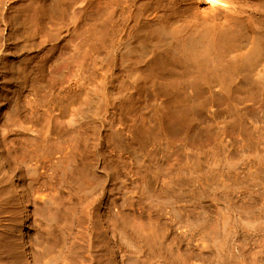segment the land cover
Masks as SVG:
<instances>
[{
	"label": "rangeland",
	"instance_id": "374dc122",
	"mask_svg": "<svg viewBox=\"0 0 264 264\" xmlns=\"http://www.w3.org/2000/svg\"><path fill=\"white\" fill-rule=\"evenodd\" d=\"M130 1L122 0L126 11H121L120 17H127ZM182 1L181 5L189 11H204L208 5V0ZM162 6L172 5L167 0ZM22 8L6 7L5 14L15 16L17 12L24 17ZM71 34L66 43L68 47L73 45L76 56L87 55L81 62L85 65L86 61V65H76L77 71L73 72L64 69L58 76L48 62L45 73L46 90L50 91L51 85L52 93L59 94L58 106L52 110L54 119L58 117L61 122L62 132L52 124H47L51 130L46 124L42 125L44 129L38 127L40 136L18 132L14 137L16 148L7 152L30 199L29 239L40 245L47 243L51 248L47 258L36 263L50 264L51 258V264H264V78L255 84L240 80L232 110L215 121L200 124L195 134H169L159 127L154 109L166 90L152 86L149 64H139L144 51L142 42L154 41L157 35L149 30L146 37H136L132 44L137 53L121 56L126 64L117 71L119 84L111 91L119 95L136 86L138 93H133L124 105L118 100L111 106L101 78L111 72L112 60L102 66L103 55L91 54L88 43L82 41L84 37L74 35L73 30ZM151 51L147 60L161 64L158 58L162 57L170 71L171 51L155 44ZM82 71L89 74L91 85L80 90L77 87L82 83ZM132 73L138 77L134 82ZM39 87L44 90L39 84L32 95L25 93L26 101L38 100L42 94ZM73 89L79 90L81 104L72 105L69 97ZM92 93L103 96L101 111L109 109L105 126L98 134L100 140L96 138V149L86 120L73 126L75 129L67 125L74 109L80 111L89 106ZM49 104L47 99L45 110H49ZM43 146H48V150ZM64 150L68 154H63ZM133 151L141 155L140 163L134 159ZM23 158L30 161V169L19 165ZM98 159L101 170L116 174L112 187L102 174L93 173L92 164ZM121 183L125 189L115 192ZM17 206L8 179L0 180V264H29L12 243L10 232ZM50 214L56 215L52 224L48 223ZM58 253L61 258L56 256L57 262L52 255Z\"/></svg>",
	"mask_w": 264,
	"mask_h": 264
},
{
	"label": "bare ground",
	"instance_id": "6f19581e",
	"mask_svg": "<svg viewBox=\"0 0 264 264\" xmlns=\"http://www.w3.org/2000/svg\"><path fill=\"white\" fill-rule=\"evenodd\" d=\"M165 1L167 0H132L127 17L122 18L119 13L123 10L126 11L122 0H0V180L8 179L18 200V206L14 211V225L10 233L14 248L16 247L20 251L22 258L26 259L29 264H37L36 262L42 261L39 260L40 258H47L51 248L47 246V243L40 245V243H33L29 239L28 230L31 228L32 213L30 199L20 172L17 171L18 168L17 170L12 168V163L7 158V152L16 148L14 137L18 132L31 133L33 136L39 134L40 136L42 132L38 127L45 124L55 125L53 128L60 129L62 132L61 122L57 121L58 117L54 119L52 110L58 104L59 94L52 93L51 85L50 91L46 90L47 74L45 73L48 62L52 63L53 73L58 76L62 75L64 69V72L66 69L73 72L76 65H86V61L85 65L81 62L86 60L87 55L82 53L83 56L77 53L80 55L76 56L72 49L73 45L68 47L66 43L68 37L73 35L71 34L72 30L74 35L80 38L84 37L82 41L88 43L89 52H93L91 54L103 55L102 66L112 60L111 72L104 73L101 78L107 88L106 97L111 106H114V102L118 100L121 101L120 104L124 105L131 99L133 93H138L136 86L133 89L123 90L119 95H115L111 91L112 87L119 84L117 71L124 68L126 64L121 56L137 53L132 44L136 37H146L149 30L152 34L157 35L154 41L147 39L142 42L144 51L140 55L139 64H149L152 71L149 80L152 81V86L166 90L163 99L154 109L159 127L169 134H195L200 124L207 120L215 121L222 113H229L232 110L234 91L239 86L240 80L255 84L264 78V0H208L207 8L204 11L185 10V7L181 5L183 4L182 0H169L172 6L163 7ZM14 6L23 7L20 12L24 13V17H22L23 14L19 17L21 13L17 15V12L13 14L15 16L5 14L6 7ZM174 19L175 22H171ZM69 26H73L72 30L68 29ZM72 40L70 39V42ZM73 42L75 41L73 40ZM153 44L171 51L170 65L172 67L170 71L167 70V63L162 57L158 58L161 60V64H158L156 60H147L152 52L151 45ZM75 46L74 49H76ZM85 52L88 54L87 50ZM65 56L69 57L65 59ZM95 60L97 59L95 58ZM49 66L51 67V64ZM80 77L82 83L79 81L81 85L77 87L78 89L80 87L81 90L82 86L89 87L91 85L88 73L83 72ZM130 78L134 82L138 77L132 73ZM39 84L43 85L44 90L41 91V88H38V92H42L38 95V100L26 101L25 93L30 95L34 90L37 91ZM148 90L151 89L148 88ZM73 92H75L74 95ZM73 92L69 97L72 100H70L72 105L81 104L79 90L73 89ZM45 99H48L50 103L49 110L44 108L46 106L44 105ZM102 104L103 96L92 93L89 106L80 111L74 109L71 112L73 118L70 117L72 119L68 122L69 124L67 123L73 129L86 120L95 149L96 138L98 137V141L100 140L98 134L104 128L109 113L108 108L101 111ZM48 125L46 128H50ZM47 136L50 137V135ZM42 139L44 140V138ZM47 147L45 148L47 149ZM69 149L71 150V148ZM69 149L67 150L69 151ZM67 150H64L63 154L66 155ZM133 152L134 159L140 163L141 155L137 151ZM27 153L29 152L27 151ZM13 157L14 160L15 156ZM29 163L30 161L23 158L20 164H17L28 168ZM36 165L38 167L39 162ZM33 166L32 168H34ZM37 167L35 166V168ZM19 170L21 171V169ZM92 170L94 174H102L104 181L111 187L113 186L116 174L106 169L101 170L99 159L92 164ZM35 171L33 170L32 174H35ZM32 174L30 172L28 175L31 177ZM124 189V183H121L115 192ZM111 191L114 192V189ZM124 192L128 193V191ZM53 215L48 216L49 224L54 222L56 215ZM134 230L135 228H133ZM138 230H136L137 233L136 231L134 233L138 234ZM141 233L143 235V232ZM47 248H49L48 252ZM169 249L172 248L167 250ZM60 254L58 253L59 256ZM58 255H52L57 262L61 258ZM55 260H52L53 263ZM45 261L47 262L48 259ZM49 262L51 264V258Z\"/></svg>",
	"mask_w": 264,
	"mask_h": 264
}]
</instances>
